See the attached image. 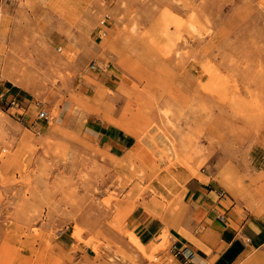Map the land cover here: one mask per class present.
<instances>
[{
    "label": "rangeland",
    "instance_id": "374dc122",
    "mask_svg": "<svg viewBox=\"0 0 264 264\" xmlns=\"http://www.w3.org/2000/svg\"><path fill=\"white\" fill-rule=\"evenodd\" d=\"M202 174L264 219V0H0V264H178Z\"/></svg>",
    "mask_w": 264,
    "mask_h": 264
},
{
    "label": "crops",
    "instance_id": "0c3cea01",
    "mask_svg": "<svg viewBox=\"0 0 264 264\" xmlns=\"http://www.w3.org/2000/svg\"><path fill=\"white\" fill-rule=\"evenodd\" d=\"M227 192L241 200L232 185L229 184ZM227 199L212 181L190 176L183 184L182 212L151 215L146 209H138L132 219L135 234L141 244L150 249L165 228L163 218L166 217L172 246L188 256L184 264H241L249 246L264 250V219H243L235 205L226 203ZM255 212L258 215L259 210L255 209ZM179 229L186 230L191 236L184 235ZM204 246L210 251L207 252ZM174 260L179 263L183 259L179 255ZM248 264H256V261H248Z\"/></svg>",
    "mask_w": 264,
    "mask_h": 264
},
{
    "label": "built area",
    "instance_id": "2783aa9c",
    "mask_svg": "<svg viewBox=\"0 0 264 264\" xmlns=\"http://www.w3.org/2000/svg\"><path fill=\"white\" fill-rule=\"evenodd\" d=\"M11 104H14V100H11L10 102ZM37 118H41V119H49L50 117V113L47 109L45 108H40L36 114ZM171 254L174 256V257H177V256H181V258L183 259L182 261H180L178 264H184V260L188 257L187 255L184 254V252L178 248V247H175V246H172V249H171Z\"/></svg>",
    "mask_w": 264,
    "mask_h": 264
}]
</instances>
